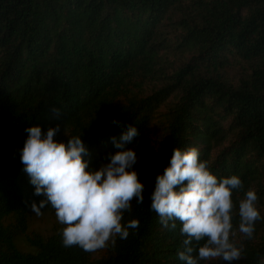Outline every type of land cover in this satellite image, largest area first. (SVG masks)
Segmentation results:
<instances>
[{"label":"trees","instance_id":"1","mask_svg":"<svg viewBox=\"0 0 264 264\" xmlns=\"http://www.w3.org/2000/svg\"><path fill=\"white\" fill-rule=\"evenodd\" d=\"M35 125H60L59 141L81 135L92 169L118 151L113 136L138 129L126 147L145 199L123 214L139 221L126 239L85 252L64 247L62 229L19 249L45 198L19 158ZM191 147L218 178L243 182L230 236L243 252L231 264H264V219L251 238L238 230L246 191L264 217V0H0V264H184L180 222L163 227L149 197L173 149Z\"/></svg>","mask_w":264,"mask_h":264},{"label":"clouds","instance_id":"2","mask_svg":"<svg viewBox=\"0 0 264 264\" xmlns=\"http://www.w3.org/2000/svg\"><path fill=\"white\" fill-rule=\"evenodd\" d=\"M113 123L120 126L119 121ZM25 131L20 162L34 186V195L45 197L39 204L33 202L31 211L40 215L49 204L55 209L58 222L65 225L64 247L94 252L109 243L114 246L117 237L126 239L129 229L139 227L136 219L121 223L124 212L131 210L132 200L143 204L145 199L144 184L134 168L137 153L126 147L140 134L135 126L129 125L119 138H111L118 151L109 154L107 162L96 169L85 159L88 148L81 135L66 142L56 140L60 125L47 130L35 125ZM199 157L196 147L183 151L174 148L168 166L155 177L149 207L163 227L175 229L180 222L185 239L177 255L184 264H214L220 259L231 264L240 260L243 252V245L238 247L230 239L235 234L232 194L243 188V182L237 175L218 178ZM257 202L254 190L246 191L239 202L238 230L247 238L252 237L255 222L264 219ZM202 240L197 249L193 242Z\"/></svg>","mask_w":264,"mask_h":264},{"label":"rangeland","instance_id":"3","mask_svg":"<svg viewBox=\"0 0 264 264\" xmlns=\"http://www.w3.org/2000/svg\"><path fill=\"white\" fill-rule=\"evenodd\" d=\"M64 227L65 225L59 223L56 215L54 214L41 213L40 215H36L34 213L30 218L28 230L24 235L19 236L17 245L23 252H32V248L27 244V237L37 234L47 237L52 235L57 230H62ZM217 262H221V259L215 261V263Z\"/></svg>","mask_w":264,"mask_h":264}]
</instances>
